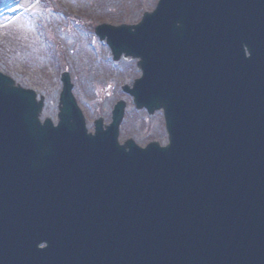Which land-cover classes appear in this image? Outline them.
<instances>
[{"label": "water", "instance_id": "95a60500", "mask_svg": "<svg viewBox=\"0 0 264 264\" xmlns=\"http://www.w3.org/2000/svg\"><path fill=\"white\" fill-rule=\"evenodd\" d=\"M95 34L137 59L122 89L168 144H119L123 101L87 133L67 72L41 123L0 71V264H264V0H159Z\"/></svg>", "mask_w": 264, "mask_h": 264}, {"label": "rangeland", "instance_id": "374dc122", "mask_svg": "<svg viewBox=\"0 0 264 264\" xmlns=\"http://www.w3.org/2000/svg\"><path fill=\"white\" fill-rule=\"evenodd\" d=\"M35 0H21L28 8ZM157 0H40L7 26L0 27V70L17 84L44 97L41 118L56 123L61 90L59 74L68 71L72 93L85 117L110 122L113 105L126 102L119 140L132 138L144 147L151 141L167 142L161 112L148 115L136 110L130 96L121 91L140 76L136 62H114L104 42L93 33L98 23L135 24L151 11ZM11 16L0 17V23Z\"/></svg>", "mask_w": 264, "mask_h": 264}, {"label": "bare ground", "instance_id": "6f19581e", "mask_svg": "<svg viewBox=\"0 0 264 264\" xmlns=\"http://www.w3.org/2000/svg\"><path fill=\"white\" fill-rule=\"evenodd\" d=\"M21 0H12L0 7V17L7 15H14L16 12L21 10Z\"/></svg>", "mask_w": 264, "mask_h": 264}]
</instances>
